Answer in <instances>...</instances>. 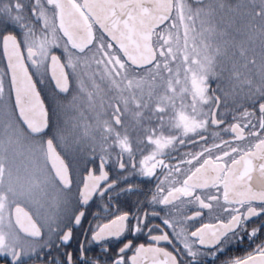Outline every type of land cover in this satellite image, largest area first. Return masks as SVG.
<instances>
[{
    "label": "snow or ice",
    "instance_id": "snow-or-ice-1",
    "mask_svg": "<svg viewBox=\"0 0 264 264\" xmlns=\"http://www.w3.org/2000/svg\"><path fill=\"white\" fill-rule=\"evenodd\" d=\"M0 264H264V0H0Z\"/></svg>",
    "mask_w": 264,
    "mask_h": 264
},
{
    "label": "flooded vegetation",
    "instance_id": "flooded-vegetation-1",
    "mask_svg": "<svg viewBox=\"0 0 264 264\" xmlns=\"http://www.w3.org/2000/svg\"><path fill=\"white\" fill-rule=\"evenodd\" d=\"M233 2H234V0H233ZM0 63H3L2 59H0Z\"/></svg>",
    "mask_w": 264,
    "mask_h": 264
}]
</instances>
